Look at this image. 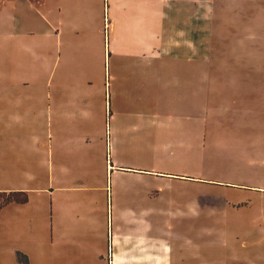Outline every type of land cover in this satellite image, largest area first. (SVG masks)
<instances>
[{"label":"rangeland","instance_id":"rangeland-1","mask_svg":"<svg viewBox=\"0 0 264 264\" xmlns=\"http://www.w3.org/2000/svg\"><path fill=\"white\" fill-rule=\"evenodd\" d=\"M188 2L169 0L164 26L169 36L193 18L192 56L165 43L158 57L119 54L128 33L113 51L107 25L98 49L84 42L65 63L53 58L51 72L30 62L17 71L22 84L10 92L28 101L1 142L0 188L26 193L0 196L1 248L14 256L0 264H93L108 229L118 264H264V0ZM107 157L203 182L189 186L178 215L179 190L153 179L139 203L143 185L111 177ZM55 194L79 220L72 231L65 218V241L50 251Z\"/></svg>","mask_w":264,"mask_h":264},{"label":"crops","instance_id":"crops-1","mask_svg":"<svg viewBox=\"0 0 264 264\" xmlns=\"http://www.w3.org/2000/svg\"><path fill=\"white\" fill-rule=\"evenodd\" d=\"M184 3L189 4L188 0H184ZM170 8H174V6L169 4V0H0V149L2 140L9 136L5 134L12 131L15 121L20 120L18 114L20 106H25L24 102L28 101V99H23L21 102L10 92L22 84L17 71L24 69L27 62H30L32 66L41 65L42 72H51L53 58L59 56L60 59H64L65 63L68 51L79 49V45L84 42L91 46L94 44L95 48L98 49V41L102 39L103 29L107 25L112 35L110 44L113 51H115L116 46L118 49L120 47L118 44L119 35L128 33V48L119 54L138 55L144 58L147 56L158 57L162 52V44L165 43L174 47L178 51V55L180 54L179 51L182 52L185 49L192 56V50L184 48V46L189 47V44L186 43L193 41L191 27L192 24H195L194 20L193 18L190 19L185 27L178 28L176 33H171L168 36L164 26V16H169V13L165 12L164 9L170 10ZM178 41L183 43L178 44ZM131 43L134 47L130 45ZM111 46L109 47L111 48ZM17 52H20L19 57L22 58L16 56ZM61 105L63 104L61 103ZM28 109L25 112L24 108L21 110V112L23 111L21 121H28ZM63 135L64 131L57 134L59 137L57 149L61 153H64L65 138ZM8 139L10 140V137ZM11 139L15 140V137L12 138L11 136ZM108 147L111 151L113 150L111 141H108ZM7 149L9 150V148ZM3 153L0 150L1 156ZM58 156L62 157L60 154ZM108 156L110 157V154ZM57 164L58 170L64 168L62 162ZM107 169L110 170L111 177L123 175L125 178H129V181L143 185V190H139L143 193L133 194L134 200L139 201V203L142 198L145 200L149 196L145 188L148 181L153 179V181H167L166 183L173 190L180 192L171 200L178 215L187 213L179 209L182 207L178 205L182 201L184 203L189 202L190 194L188 192L191 188L189 186L203 182L202 179L189 177L184 173L174 174L148 170L141 164L115 165L111 163L108 157ZM18 188H0V196L15 192L26 193L24 186ZM62 188L60 187V189ZM125 189L126 187H124ZM110 196L112 198V195L107 193V214L111 205ZM52 197V208L54 207L55 210L52 219L54 229L52 234L55 243L51 241L47 244L50 251L55 247V244L60 245L65 241L64 232L62 233L61 228L65 218L70 216L72 219V231L76 230L79 220L76 211H70L69 214L62 196L55 194ZM127 198L130 200V195H126L125 199ZM28 203L29 198L23 206ZM75 206L76 204H72L71 209L74 210ZM145 208L146 206L141 209L145 210ZM127 213L130 217L129 220L134 218L133 216L136 214L133 209H129L125 214ZM107 220L109 222V214ZM56 238L58 239L56 240ZM115 243L116 241L113 236L110 237L108 229L106 238L108 251L104 253L105 243L93 245L95 251L93 254H89L93 264H109V258L112 259L111 264H118V257L111 250ZM1 247L0 242V256L5 252L10 254L8 258L14 259L13 254ZM43 248L45 249V247ZM12 251L15 254V248H12ZM106 255L107 257H105ZM26 259L28 262L30 261L27 257ZM13 264L15 263L13 262Z\"/></svg>","mask_w":264,"mask_h":264},{"label":"trees","instance_id":"trees-1","mask_svg":"<svg viewBox=\"0 0 264 264\" xmlns=\"http://www.w3.org/2000/svg\"><path fill=\"white\" fill-rule=\"evenodd\" d=\"M12 194H14V195H18V194H22V192L11 193V194H9V196L12 195ZM27 202H28V198H27V197L25 198V200L20 201V202L14 200V199L12 198V199H10V200L8 199V201H7L5 204H9V203H17V204L24 205V204H26Z\"/></svg>","mask_w":264,"mask_h":264}]
</instances>
